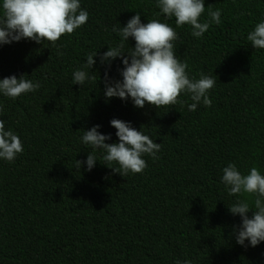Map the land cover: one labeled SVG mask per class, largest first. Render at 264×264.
<instances>
[{"label": "trees", "instance_id": "16d2710c", "mask_svg": "<svg viewBox=\"0 0 264 264\" xmlns=\"http://www.w3.org/2000/svg\"><path fill=\"white\" fill-rule=\"evenodd\" d=\"M81 6L87 22L55 44L22 39L0 46V78L24 74L41 84L15 100L0 96V119L24 149L11 163L0 160V264H175L185 258L264 264V242L244 248L229 236L239 217L229 213L234 197L220 183L229 161L242 172L251 166L264 172V49L245 39L264 18V0H205L201 19L209 7L220 8L221 23L199 39L187 25L167 21L189 74L216 77L211 105L195 111L187 110V94L179 97L184 106L158 109L106 101L99 63L92 82L72 84L86 53L117 42L114 23L136 11L146 22L158 12L154 0H81ZM119 64L113 62L110 75L118 78ZM113 117L156 138L157 158L145 155L143 172L127 176L103 161L91 171L75 167L92 151L79 142L83 128L100 124L112 142Z\"/></svg>", "mask_w": 264, "mask_h": 264}, {"label": "clouds", "instance_id": "9594fccd", "mask_svg": "<svg viewBox=\"0 0 264 264\" xmlns=\"http://www.w3.org/2000/svg\"><path fill=\"white\" fill-rule=\"evenodd\" d=\"M154 3L158 9L156 18L142 22V13L136 11L123 24L114 23L111 32L119 38L117 42L106 45L103 52L97 48L86 53L84 62L71 73L72 84L81 87L92 82L93 71H98L94 65L99 63L105 66L99 81L103 83L106 101L116 97L130 101L136 108L148 104L158 109L177 103L184 106L185 101L179 97L187 94L191 100L186 105L188 111H195L198 104L210 106L209 92L215 87L216 77L204 72L197 76L189 74L187 63L176 55L174 42L178 33L167 21L174 18L177 28L187 25L191 36L199 39L211 25L221 23L222 9L209 7L206 18L201 19L205 0H154ZM88 16L81 0H0V46L22 39L55 44L63 34H71L84 25ZM245 39L253 48L264 49V18L255 23ZM130 40L134 43L130 44ZM117 59L118 78L109 74ZM40 87L39 81L24 74L0 78V96L13 100ZM109 124L115 129L116 139L112 142H108L112 133L101 132L100 124L83 128L79 142L92 151L87 152L83 161L76 159L75 167L83 166L85 171H91L97 161H103L112 172L122 176L143 172L147 167L143 157L157 158L161 143L130 121L113 117ZM23 150L19 134L0 119V160L11 163ZM220 172V183L234 197L228 211L239 217L238 223L231 225L229 236L241 247L254 248L264 242V172L256 166L242 172L231 161ZM175 264H192V261L185 258Z\"/></svg>", "mask_w": 264, "mask_h": 264}]
</instances>
